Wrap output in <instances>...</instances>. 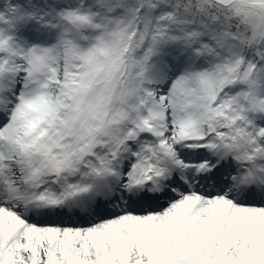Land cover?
<instances>
[{"label": "snow or ice", "instance_id": "1", "mask_svg": "<svg viewBox=\"0 0 264 264\" xmlns=\"http://www.w3.org/2000/svg\"><path fill=\"white\" fill-rule=\"evenodd\" d=\"M0 264H264V0H0Z\"/></svg>", "mask_w": 264, "mask_h": 264}]
</instances>
